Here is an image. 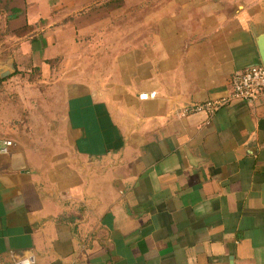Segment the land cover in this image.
I'll return each instance as SVG.
<instances>
[{
    "label": "crops",
    "instance_id": "crops-1",
    "mask_svg": "<svg viewBox=\"0 0 264 264\" xmlns=\"http://www.w3.org/2000/svg\"><path fill=\"white\" fill-rule=\"evenodd\" d=\"M105 2L0 0V264H264V99L179 116L264 0Z\"/></svg>",
    "mask_w": 264,
    "mask_h": 264
},
{
    "label": "built area",
    "instance_id": "built-area-1",
    "mask_svg": "<svg viewBox=\"0 0 264 264\" xmlns=\"http://www.w3.org/2000/svg\"><path fill=\"white\" fill-rule=\"evenodd\" d=\"M230 91L225 96L217 99L192 104L179 111L180 117H186L194 113H204L208 118L212 117L219 109L224 108L235 101L253 102L264 99V68L261 65L253 66L243 72L234 73L230 80ZM150 98L154 94L149 95ZM147 95H141L140 99H146ZM12 142L5 140L0 145V153L8 154ZM13 264H37L33 253L13 256Z\"/></svg>",
    "mask_w": 264,
    "mask_h": 264
},
{
    "label": "water",
    "instance_id": "water-1",
    "mask_svg": "<svg viewBox=\"0 0 264 264\" xmlns=\"http://www.w3.org/2000/svg\"><path fill=\"white\" fill-rule=\"evenodd\" d=\"M255 45L260 59V64L264 68V33L256 37Z\"/></svg>",
    "mask_w": 264,
    "mask_h": 264
},
{
    "label": "trees",
    "instance_id": "trees-1",
    "mask_svg": "<svg viewBox=\"0 0 264 264\" xmlns=\"http://www.w3.org/2000/svg\"><path fill=\"white\" fill-rule=\"evenodd\" d=\"M122 0H106L101 9H106L107 7L111 8L114 4L120 3Z\"/></svg>",
    "mask_w": 264,
    "mask_h": 264
},
{
    "label": "rangeland",
    "instance_id": "rangeland-1",
    "mask_svg": "<svg viewBox=\"0 0 264 264\" xmlns=\"http://www.w3.org/2000/svg\"><path fill=\"white\" fill-rule=\"evenodd\" d=\"M113 7L109 8L107 7L106 9H104L105 13H108L107 11L111 10Z\"/></svg>",
    "mask_w": 264,
    "mask_h": 264
}]
</instances>
